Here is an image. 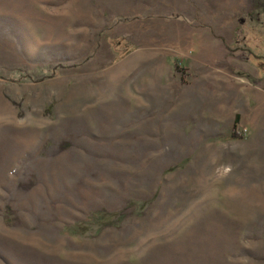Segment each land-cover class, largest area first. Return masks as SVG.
<instances>
[{"label":"rangeland","instance_id":"rangeland-1","mask_svg":"<svg viewBox=\"0 0 264 264\" xmlns=\"http://www.w3.org/2000/svg\"><path fill=\"white\" fill-rule=\"evenodd\" d=\"M0 264H264V0H0Z\"/></svg>","mask_w":264,"mask_h":264}]
</instances>
